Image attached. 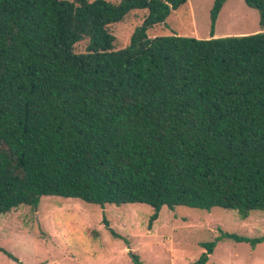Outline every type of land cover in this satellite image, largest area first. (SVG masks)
<instances>
[{
  "label": "trees",
  "instance_id": "1",
  "mask_svg": "<svg viewBox=\"0 0 264 264\" xmlns=\"http://www.w3.org/2000/svg\"><path fill=\"white\" fill-rule=\"evenodd\" d=\"M186 2L0 0V213L51 195L144 203L149 226L162 206L264 212V0H244L255 33L214 37V0L209 38L149 35ZM222 238L264 241L221 231L193 264Z\"/></svg>",
  "mask_w": 264,
  "mask_h": 264
},
{
  "label": "rangeland",
  "instance_id": "2",
  "mask_svg": "<svg viewBox=\"0 0 264 264\" xmlns=\"http://www.w3.org/2000/svg\"><path fill=\"white\" fill-rule=\"evenodd\" d=\"M213 1L187 0L164 23L153 26L149 35L209 38ZM144 15V10H134L109 27L115 49L129 43ZM257 31L258 11L244 0H226L214 25V37ZM84 46L81 41L75 50L83 51ZM152 212L144 203L102 207L76 198L43 196L37 209L20 205L0 213V264H133L131 253L138 255L142 264H193L205 251L201 244L215 240L221 231L264 236V212L260 210L241 219L236 211L219 207L206 211L162 206L149 226ZM108 227L121 238L112 236ZM205 264H264V241L251 246L219 239Z\"/></svg>",
  "mask_w": 264,
  "mask_h": 264
},
{
  "label": "crops",
  "instance_id": "3",
  "mask_svg": "<svg viewBox=\"0 0 264 264\" xmlns=\"http://www.w3.org/2000/svg\"><path fill=\"white\" fill-rule=\"evenodd\" d=\"M214 36H215V34H214Z\"/></svg>",
  "mask_w": 264,
  "mask_h": 264
}]
</instances>
